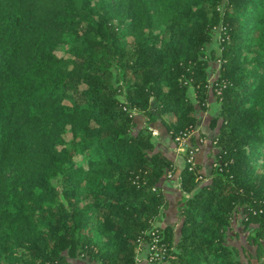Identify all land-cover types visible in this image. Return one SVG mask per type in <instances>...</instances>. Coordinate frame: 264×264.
Masks as SVG:
<instances>
[{
    "label": "trees",
    "instance_id": "trees-1",
    "mask_svg": "<svg viewBox=\"0 0 264 264\" xmlns=\"http://www.w3.org/2000/svg\"><path fill=\"white\" fill-rule=\"evenodd\" d=\"M211 94L219 151L209 182L181 173L175 240L158 223L176 165L150 125L178 145ZM239 218L256 264L264 0H0V264H138L152 232L155 264H244L248 247L229 244Z\"/></svg>",
    "mask_w": 264,
    "mask_h": 264
},
{
    "label": "crops",
    "instance_id": "crops-1",
    "mask_svg": "<svg viewBox=\"0 0 264 264\" xmlns=\"http://www.w3.org/2000/svg\"><path fill=\"white\" fill-rule=\"evenodd\" d=\"M217 67V66H216ZM216 67H212L210 71V81L214 82L217 78L218 71ZM218 108V103L216 98L211 94L210 96V110L208 112H203L198 110L199 124L197 126L196 133L192 137V144L196 151V162L200 168L201 173L204 176L205 183L210 181L212 166L216 160V155L218 154V149L215 146L214 139L218 134V128L211 127V121L215 115ZM138 128L144 127L145 118L143 116L137 115L135 117ZM150 127L154 131L156 146L158 149L162 150L170 159L175 162L176 171L172 174L171 178H166L161 181L160 186L169 200V207L167 209L166 215L163 220L158 223L162 228L170 226L174 229L175 240H178L180 235V228L182 224V218L179 213V207L183 201L185 194L181 189V173L186 166L185 153L179 152L177 149V144L172 139V137L166 132L165 128L158 124H151ZM69 264H94L84 259H70ZM138 264H148L147 254L144 251L139 256Z\"/></svg>",
    "mask_w": 264,
    "mask_h": 264
},
{
    "label": "built area",
    "instance_id": "built-area-1",
    "mask_svg": "<svg viewBox=\"0 0 264 264\" xmlns=\"http://www.w3.org/2000/svg\"><path fill=\"white\" fill-rule=\"evenodd\" d=\"M197 128H191L190 130L182 133L178 140V146L183 149L186 148V165H188L189 170L198 172V165L196 162V151L195 149H191L189 143L191 142V138L196 133ZM187 155V156H186ZM172 174H170L171 176ZM198 180L203 181L204 176L203 174H199ZM152 241L148 247L147 252V261L148 264H155L164 259V247L160 243L161 239L157 236L156 232H152Z\"/></svg>",
    "mask_w": 264,
    "mask_h": 264
},
{
    "label": "rangeland",
    "instance_id": "rangeland-1",
    "mask_svg": "<svg viewBox=\"0 0 264 264\" xmlns=\"http://www.w3.org/2000/svg\"><path fill=\"white\" fill-rule=\"evenodd\" d=\"M217 37L218 36H216V39H217ZM213 45H215V44H213ZM189 146L191 147V149L194 147V145L192 144V142L189 143ZM177 149H178L179 152L181 151L182 153H186V151H187L186 148L181 149L178 145H177ZM171 177H172V175L171 176L170 175L168 176V178H171ZM200 182L201 183H205L204 180L203 181H200ZM241 220L242 219L239 218L234 223V227L235 228L233 229V233L231 234L232 236H231V239L229 240V244L236 245V246L241 247V248L242 247H245V246L248 247V249H249L248 250L249 251V255H251L250 256V260H249V257H246V258L243 257L242 262L244 264H249L251 261H252V263H255L256 258H257V256H256V248L253 247V246H251V245H249L248 244V241H247V237H248V235H250L253 232V228H251L248 231H245L244 230V227L242 225ZM256 264H264V255L262 256L261 260L258 261V263L256 262Z\"/></svg>",
    "mask_w": 264,
    "mask_h": 264
}]
</instances>
